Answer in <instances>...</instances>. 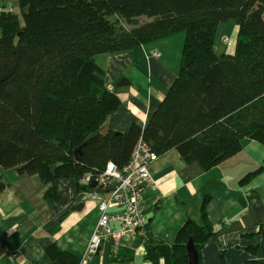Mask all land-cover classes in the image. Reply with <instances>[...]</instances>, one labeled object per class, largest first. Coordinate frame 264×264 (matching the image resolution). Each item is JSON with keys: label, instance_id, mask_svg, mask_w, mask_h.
Returning <instances> with one entry per match:
<instances>
[{"label": "trees", "instance_id": "obj_1", "mask_svg": "<svg viewBox=\"0 0 264 264\" xmlns=\"http://www.w3.org/2000/svg\"><path fill=\"white\" fill-rule=\"evenodd\" d=\"M18 7L22 26L0 14V169L38 175L50 184L48 202H58L60 179L73 180L76 193L93 190L79 180L107 162L121 169L139 139L204 171L236 156L247 139L264 146V0H19ZM142 16L150 21L137 24ZM230 20L232 54L216 57L218 27ZM177 33L185 36L179 73L146 126L102 133L121 102L102 82L100 59ZM210 201L197 194L184 202L187 217L173 244L148 241L144 261L187 264L189 239L199 259L213 237ZM46 252L53 264H78L54 247ZM132 259L122 247L111 261Z\"/></svg>", "mask_w": 264, "mask_h": 264}, {"label": "crops", "instance_id": "obj_2", "mask_svg": "<svg viewBox=\"0 0 264 264\" xmlns=\"http://www.w3.org/2000/svg\"><path fill=\"white\" fill-rule=\"evenodd\" d=\"M18 1L0 0V14L10 12L22 26ZM216 34L215 56L232 54L221 39L235 42V23H221ZM184 39L177 33L100 59L102 82L121 102L116 113L107 118L102 133L126 132L132 124L146 126L179 73ZM124 78L127 84H121ZM256 171L247 182H240ZM149 173L156 186L143 195L145 232L103 242L87 264H152L144 261L146 243L173 244L187 217L184 202L197 194L210 197L205 210L213 228V237L200 252V264L252 260L264 264V146L247 139L236 156L208 171L194 162L186 164L178 152L168 150L149 165ZM0 185V264H53L48 247H54L62 259L80 260L98 213L96 204L76 193L73 180L55 182L56 203L46 199L50 184L45 185L38 175L0 169ZM80 203L82 208L71 211ZM252 245L255 254L246 250ZM122 247L133 251V259L111 261Z\"/></svg>", "mask_w": 264, "mask_h": 264}, {"label": "built area", "instance_id": "obj_3", "mask_svg": "<svg viewBox=\"0 0 264 264\" xmlns=\"http://www.w3.org/2000/svg\"><path fill=\"white\" fill-rule=\"evenodd\" d=\"M221 42L226 47L231 46L228 37H223ZM135 144L129 161L121 169L107 162L102 173L95 177L88 173L79 180L82 186L94 184L93 190L84 191L82 194L86 200L96 204L98 219L78 264H87L91 257L99 253L103 242H117L123 236L145 232L143 195L147 188L156 186L150 177L149 165L157 160L159 155L152 152L150 146L142 139ZM108 186L114 187L108 193L95 192L96 188L105 189Z\"/></svg>", "mask_w": 264, "mask_h": 264}, {"label": "water", "instance_id": "obj_4", "mask_svg": "<svg viewBox=\"0 0 264 264\" xmlns=\"http://www.w3.org/2000/svg\"><path fill=\"white\" fill-rule=\"evenodd\" d=\"M93 188H94V186H93ZM113 188H114L113 186H108L105 189L96 188L95 192H99V193L105 194V193H108V191L112 190ZM82 207H83L82 203L75 204L71 211H74V210L78 211ZM185 248H186V259L188 260L187 264H199L197 251H196V248L193 246V242H192L191 239L188 240V242L185 245Z\"/></svg>", "mask_w": 264, "mask_h": 264}, {"label": "rangeland", "instance_id": "obj_5", "mask_svg": "<svg viewBox=\"0 0 264 264\" xmlns=\"http://www.w3.org/2000/svg\"><path fill=\"white\" fill-rule=\"evenodd\" d=\"M148 21H150V19L148 17L146 18L144 16L139 17V18L136 19L137 24H143L144 22L146 23ZM233 44H234V42H233ZM233 46L231 47V49H233Z\"/></svg>", "mask_w": 264, "mask_h": 264}, {"label": "clouds", "instance_id": "obj_6", "mask_svg": "<svg viewBox=\"0 0 264 264\" xmlns=\"http://www.w3.org/2000/svg\"><path fill=\"white\" fill-rule=\"evenodd\" d=\"M232 43V42H231ZM227 48H231V46L230 47H227Z\"/></svg>", "mask_w": 264, "mask_h": 264}]
</instances>
